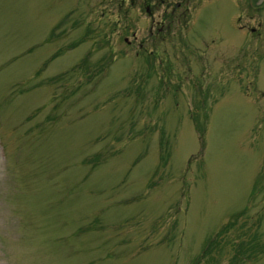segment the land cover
Here are the masks:
<instances>
[{
	"label": "rangeland",
	"instance_id": "374dc122",
	"mask_svg": "<svg viewBox=\"0 0 264 264\" xmlns=\"http://www.w3.org/2000/svg\"><path fill=\"white\" fill-rule=\"evenodd\" d=\"M149 1L0 0V264H264V0Z\"/></svg>",
	"mask_w": 264,
	"mask_h": 264
}]
</instances>
